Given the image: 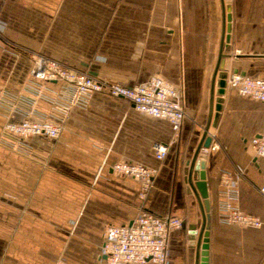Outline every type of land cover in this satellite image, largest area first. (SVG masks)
<instances>
[{"label":"crops","instance_id":"1","mask_svg":"<svg viewBox=\"0 0 264 264\" xmlns=\"http://www.w3.org/2000/svg\"><path fill=\"white\" fill-rule=\"evenodd\" d=\"M226 8L222 69L264 78V0H0V91L10 103L0 107V264H100L106 226L129 225L142 211L183 221L169 234L165 264H197L188 227L198 233L203 212L183 167L206 126L216 145L199 154L210 203L208 264H264V157L250 146L264 130V101L226 85L217 119L211 110ZM34 52L124 86L161 77L181 96L178 133L129 100L97 92L63 117L56 139H3L7 121L61 119L52 101L62 83L29 80ZM159 143L168 145L162 160L154 156ZM117 161L156 168L144 199L137 179L112 170ZM224 173L237 206L259 227L221 221Z\"/></svg>","mask_w":264,"mask_h":264},{"label":"built area","instance_id":"2","mask_svg":"<svg viewBox=\"0 0 264 264\" xmlns=\"http://www.w3.org/2000/svg\"><path fill=\"white\" fill-rule=\"evenodd\" d=\"M31 54L30 82L37 84L59 81L63 85L58 98L52 101L54 111L60 114L61 119L41 117L7 121L2 128L3 139L14 138L23 141L31 136L56 139L63 130V117L72 107L85 108L91 95L97 92L129 100L138 111L169 121L173 134L178 133L185 117L181 96L172 84L161 77L152 76L141 84L124 86L95 78L84 70L67 67L42 53ZM226 85L240 96L264 101V78H250L240 73H231L227 77ZM34 94L39 95V91ZM8 97L0 91V107L10 104ZM250 146L256 155L264 157V130L251 139ZM167 148L168 145L161 143L154 145L155 158L162 160L167 153ZM215 148L216 145L201 148L200 154L204 155L208 150ZM112 170L140 182L138 193L140 199H144L152 188L156 173L154 167L127 161L113 163ZM221 183L224 188L220 205L221 221L228 224L259 227L261 220L258 217L246 214L237 206L238 190L231 175L224 173L221 176ZM259 191L264 196V183L259 187ZM182 225L183 221L177 217L157 216L145 211L137 214L129 225H108L103 234L100 264H141L148 261L165 264L169 234Z\"/></svg>","mask_w":264,"mask_h":264},{"label":"water","instance_id":"3","mask_svg":"<svg viewBox=\"0 0 264 264\" xmlns=\"http://www.w3.org/2000/svg\"><path fill=\"white\" fill-rule=\"evenodd\" d=\"M227 14L224 18L223 25V37L221 41L220 53L218 62L214 70V76L212 80V87L216 86V98H211V110L214 111V119H217L221 110V104L223 101L222 96L225 94L227 72L222 69L223 67V50L227 48L229 43L230 32V15L229 9L226 8ZM233 72H238L234 70ZM213 96V94H212ZM208 126H206L202 137L194 151L192 158L186 161L183 167L184 181L189 193H194L198 199L203 212V224L200 231L197 233L195 225H189V239L191 244H196L197 251V264H208V223H209V209L210 203L208 199L207 186L205 181V160L199 158L201 148H207L210 145L211 137L207 135ZM197 235V236H196Z\"/></svg>","mask_w":264,"mask_h":264}]
</instances>
